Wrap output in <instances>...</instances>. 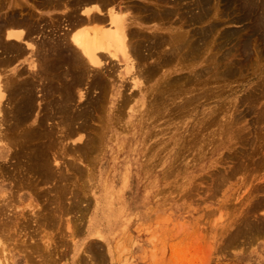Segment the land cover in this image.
<instances>
[{
  "label": "bare ground",
  "instance_id": "6f19581e",
  "mask_svg": "<svg viewBox=\"0 0 264 264\" xmlns=\"http://www.w3.org/2000/svg\"><path fill=\"white\" fill-rule=\"evenodd\" d=\"M220 1H222V0H220ZM223 2H225V0ZM223 2H221V4H219V0H0V264H33V262L35 264H46L45 260L47 258L45 259L44 256L45 257L47 255L50 256L49 254H51L50 253L51 250L49 248L52 246V244H51L52 242H50V245L48 243L46 245L44 244V243H46L45 240H44L45 242H43V239L45 238V233H44V230L40 229V225L41 224L42 225L53 224V223L55 224L56 223V215L54 212L58 211V213L60 212V214H61V213H65L64 212L65 209H69V208H65L67 203L64 205V201H65L64 196H66V195L63 196V193L65 194V191L70 190V189L65 188L66 185L64 183H62L64 180L65 181L67 180L74 185V187H72V186L71 187L74 188L75 193L74 192L73 193L75 195L72 194V197L70 196V198L72 199V202L70 201L71 199H69V201L71 202L70 205L72 206L71 209L78 207L77 204L80 202V199L84 198L85 194L82 193L84 195H82V197L80 198V196L78 195L79 194L78 192H80V194H81V191L86 189L89 186H86V187L84 186L85 188L83 189V187L81 186L82 184L80 185L78 183L79 181H75V179L73 177L74 176L75 177L82 176L85 173L84 172L85 170L83 171V169H85V168L81 167L82 168L81 169L80 168L81 164L79 166L75 162L80 160L78 157H82L83 155L84 156L86 155V157H87L89 154L93 153L94 150L96 152H98V150H96V148L99 145L98 141L100 142V140H104L106 138L107 129L109 128V125H110V118L108 119V122L106 123V126L104 128H103V126L102 127L99 126L100 129L98 127H96V129L98 128V130L95 129L96 131H94L93 129H90L88 122H89V120H91L93 118V116H91L93 113H98L99 111L104 109V107L107 104H110L109 106L107 105V108L110 110L109 115L112 116L113 112L116 111V113H117V111H119V107L121 108L123 106V105L121 106V104H123L122 102L127 98V97H125V99H124L121 96L123 89H125V87H126V85H125L126 75H128L127 78L129 79V81H131L130 83L132 84V86L130 85L128 87H132L130 89H133L129 92V94H126V96L128 95V100L133 98V96L135 95V92H138V94H141L140 100H142L144 102L147 95L143 91L145 89V87H144L145 83L143 85V82H142L143 79H144V81L145 80H153V79L158 80V85H156L154 88H151V90L149 89L150 92H149V90L147 92L152 93L153 103H154V101H156V100L158 101L160 98H162L163 101L161 103H162L163 108L168 107L170 105H173V107H174V104H175V107L171 108L172 112L176 111L177 109H178V111H180V110L183 111V109H184V111H185V109L188 110L190 108V107L188 108V106L193 102V100L196 99V97L198 99L199 95L195 96V98H194L193 94L190 92L191 94H190V96L188 95V97L193 96V98H194L193 100H191V98H188L186 96V97H184V99L182 97L184 102H182L181 98L178 99V100L181 99L180 102L178 100H177L178 103L175 102L176 98H178V95H181L180 93H184L182 91L183 90L182 88H181L182 92L179 91V89H180L179 88V86H180V78L179 77H181L183 75L181 74V76L177 75L178 77H173V76H171V73L164 74V72L162 70L164 68L169 67L172 63H177V65H179L182 60H185V62H186V60H188V59H190L188 61L192 62L193 58H194V60L196 59V55L198 58V54H199L198 51H199L200 46L202 48V46L204 44L209 45L210 42L207 44H206V42H207L208 38H211V36L214 35V34L212 35L213 31H217L216 28L220 27L219 26L220 23H222V25H223L224 24L223 22L228 20L229 15H228V17L226 16L227 20H223V22H222V20H220V17H218L219 11L217 10V8L219 5H223ZM219 7H221V6H219ZM223 7L227 8V9H231V12H232V9L237 11V15L234 18V19H237V21L234 20V22L236 21V23H237L238 20H246L247 19L248 21H250L252 23V24H250L252 28H251L249 35L247 36L246 33L248 31L247 30L248 28L246 27L247 31L245 30L246 33H242V36L244 34L247 37L245 38V36H244V38L241 37V39L239 37L240 32L239 33L236 31L233 32V29L231 28L232 32L230 30H229L230 32H228V33L224 32L226 34L223 33L224 35L223 34L221 35L222 39L219 38L220 41H222V44L225 42H229V44L228 43L227 44L230 45L233 41H235V43H234L235 45L233 44L234 49L237 50L241 56H244V54L247 55V53H248V55H250L251 52L249 53V51H250V47H252V46H253V50L255 48V50H254V51H256L255 54H257V52H259L258 54H261L262 52H264V0H231V3L226 2V4H224ZM224 8H223V10H224ZM219 10H220V8H219ZM235 11H233V12H235ZM245 11L248 12L247 15H246ZM228 12L230 13V11H228ZM212 13H215V15H217V21H214L215 20L214 19L212 21V23H210V19H211L210 16L212 17V15H211ZM225 14H224V17H225ZM233 15H234V13H233ZM233 15L231 16V18L229 17L231 20L234 17ZM221 16H222V14H221ZM214 22H216V23H214ZM229 22H230V20H229ZM234 22L232 21L230 23H234ZM199 23L200 24L204 23V24H206V25L208 24V25L207 26L197 25ZM245 25L246 24H244L243 28L245 27ZM194 26H196V27H194ZM197 27H199V30ZM240 28L237 30H240ZM225 30H227V29L225 28ZM234 30H236V29H234ZM241 30H243V29H241ZM219 39L217 40L218 43L220 42ZM198 43H199V45H198ZM214 43H216V42H214ZM216 45H218V44L216 43ZM215 46L213 45V47H212V48H214V51H215ZM218 46H216V47H218ZM223 46H224V44L222 45V48H223ZM208 47H210V46H208ZM232 47H230L229 49L231 50ZM219 48H220V46H219ZM234 49H233V51H234ZM204 50H206V49H204ZM227 50H228V48H227ZM214 51L212 50V53ZM225 51H226V49H225ZM251 51H252V49H251ZM234 52H236V51H234ZM203 53H201V54H203ZM217 53H218V50H217ZM231 53H229V54L231 55ZM211 54H209L210 58H215L212 55L216 54V51L212 55ZM221 55H223V54L221 53ZM225 55H226V52H225L223 57H225ZM234 55H236V54H234ZM234 55H232V56H234ZM237 55H236V57H237ZM240 55H239V57H241ZM261 55H262L261 57H263L264 53ZM256 56H255V59H256ZM201 57H202V55H201ZM227 57H230V56H227ZM227 57H226V59H228ZM258 57H260V56H258ZM219 58H220V56H219ZM221 58H220V60H222ZM251 58H253V57H251ZM251 58H249V61ZM208 59H207V61H210ZM216 59H214V61ZM253 59L251 60V62L253 61ZM223 60H225V59H223ZM243 60L245 62L244 63L245 67H243V68L246 69V67H248L247 65H249V64H246L248 61H245V59H243ZM246 60H248V58H246ZM241 61L242 60L240 59V61H238L237 64L239 65L240 63H243V61L242 62ZM227 62H229L228 64H229L231 69L235 67L234 66L235 64L233 62L236 63V60H234V58H233V61L227 60ZM253 62L255 63L258 61L255 60ZM206 63L207 62L205 61V64ZM216 63L218 65V63H220V62H216ZM186 65H189V64H186ZM219 65H218V68H219ZM254 65H256V63ZM210 66H208V67L206 66L207 67L206 70L204 68H202L203 70H205L203 72L204 73L210 72L209 71L210 69L208 70V68ZM212 66H213V64H212ZM122 67H124V69H125L123 72H121L119 70ZM214 67L212 69H215ZM240 67H242V66H240ZM249 67H251V65ZM220 68H221V66H220ZM237 69H238V67H237ZM189 70H192L191 64L189 66ZM197 70H199V69H197ZM173 71H174V69L172 70V73H173ZM218 71H220V70H218ZM218 71H216L215 73L217 74ZM236 72H237V70H236ZM193 73H194L193 74V76H194L196 72H193ZM188 74L191 75L190 73H188ZM216 74H215V76H216ZM239 74H241V72ZM186 75H185V77H187ZM189 75H188V78H189ZM233 75H234V73H232L231 76H233ZM199 76H200V74L196 77H199ZM229 76L230 75H227V77H229ZM210 77H213V76L211 75ZM221 77H222V75H221ZM225 77L226 76H224L222 79H224ZM263 77H262V80L264 79ZM181 78H183V77H181ZM200 78H201V76H200ZM219 78H220V76H219ZM141 79H142V81H141ZM192 79H194V78H192ZM181 80L183 81V79H181ZM187 80H189V82L191 81L190 78ZM215 80L213 78V81H215ZM220 80H218V83L220 82ZM204 81H203V83H204ZM213 81H210V82H213ZM208 82H209V80H208ZM221 82H222V80H221ZM192 83H193V81H192ZM203 83H201V84H203ZM257 83H258V81H257ZM127 84H129V83H127ZM186 84L188 85L189 83L188 82L185 83L184 86H186ZM205 84H206V82H205ZM225 84H227V86H229L228 83H224V84L222 83V85H225ZM197 85H199V84H196L195 86H197ZM256 85H258V84H256ZM201 86H203V85H201ZM259 86H257V87H259ZM204 87H205V85H204ZM222 87L224 88V86L220 85L218 88L223 89ZM254 87H252V88H254ZM259 88H261L260 90L264 94V81L261 83V86ZM126 89H128V88L126 87ZM220 89L218 91H220ZM224 89H226V88H224ZM216 90H217V88H216ZM223 90L221 91V93L225 92ZM229 90L230 89L228 88V91ZM256 90H257L256 88H255V90H253V92H252L253 95L255 94ZM190 91H192V90H190ZM210 92H213V87H212V91H210ZM149 93H147V94L149 95ZM216 93H217V95H218V93L220 94V92H217V91H216ZM259 94L260 95H258V97H260L262 95L261 93H259ZM123 95H125V92ZM248 95L250 96V94H248ZM248 95H247V97H245L246 96L245 95L243 98H249ZM253 95H251L253 98L252 99L249 98V101H250V99L252 101H255L254 100L255 96H253ZM207 96H208V94L205 96V99ZM263 96L264 95H262V97H260V99L261 98L264 99ZM202 97H204V96H202ZM256 97H255V99H256ZM201 99L202 98H200V100ZM152 100L149 101L148 105L150 104V102ZM167 100L171 101V103L170 104L168 103V105H165L164 103H165V101L167 102ZM241 100L242 99H240V102H241ZM243 100H245V99H243ZM258 100H256V102ZM197 101H199V100H197ZM249 101H248V103L251 104V101L250 102ZM158 102H160V101H158ZM242 102L244 103V101H242ZM256 102H254V103H256ZM237 103H239V102H237ZM156 104L157 105L154 106L155 108H157V106L158 107L161 106V104H159L157 102H156ZM232 104H233V102H232ZM126 105L128 107V104H126ZM150 105H152V103ZM153 105H155V104H153ZM192 105H191V107H192ZM237 105H236V107L233 106V107H235V110L233 109L234 113L238 111V110H236ZM239 106H240V103H239ZM239 106H238V108H239ZM224 107H226V106H224ZM259 107H261V105ZM262 107L263 108H261V109L259 108V110H261L263 113L261 122L264 123V112H263L264 102L262 104ZM124 108H126V106ZM220 108H219V110H220ZM228 108H229V106H228ZM228 108H227V111L225 108L223 111L228 112ZM122 109H123V107L121 108V110ZM158 109L160 110L162 108L160 107ZM194 109H195V107H194ZM245 109H248V108H244V110ZM249 109L252 110L250 107H249ZM249 109H248V111H250ZM123 110L125 112V109H123ZM126 110H128V109L126 108ZM150 110L146 109V111L140 115L139 120H142L144 116H150L151 117L150 112L152 113L154 110L153 111L152 110L150 111ZM229 110H231V107ZM259 110H258V113L260 112ZM165 111H167V109H165L163 111V113ZM223 111H219V112L222 114ZM103 112L104 113H102V114L105 115L106 110ZM124 112L121 114L123 115ZM157 112H160V111H157ZM168 112H169V110H168ZM185 112H184L185 114L189 115L188 114L189 112H187V111H185ZM192 112H193V110H192ZM194 112H195V110H194ZM225 112L223 114H226ZM118 113H120V112H118ZM238 113H240V112H238ZM243 113L244 112H242V115H244V116H242V115L241 116L246 118V116H247V115L245 116L246 113L245 114H243ZM155 114L157 115L158 113H155ZM162 114L160 115V118H163ZM173 114L176 115V113H173ZM173 114H170V116H172ZM178 114H181V113H178ZM104 115L101 118L102 121L104 120L103 119ZM190 115H191V113H190ZM238 115H240V114H238ZM157 116H155V118ZM168 116H169V114H168ZM234 116H232L231 119H233V117L235 119H236V117H238L237 115H234ZM259 116L260 115H258V117ZM172 117H174V115ZM219 117L220 116H218V118ZM216 118H217V116H216ZM216 118H215V120H216ZM224 118H227V120L229 119L227 117V115ZM135 119H138V117H136ZM135 119H131L130 123L125 122L126 123L125 127H127L126 128L127 130H128V127L132 128V129L134 127H136V125L138 124L139 121L135 120ZM220 119H221V117H220ZM238 119H240L239 121H241V119H243V118L240 117ZM97 120H98V118H97ZM115 120H117V119H115ZM221 120H220V122H221ZM260 120H261V117H260ZM260 120L258 118L255 123L258 124V121H260ZM118 121H119V119L117 120V124H118ZM148 121H146V122H148ZM216 121H211L213 123L212 126L209 124L211 122H209V121H208L209 123L205 122V123L209 124L210 127H209V125H207L208 126L207 127L205 124H203L204 129L201 130L203 128V126H201L202 128L201 129L198 128L199 130L198 129L197 130L198 131H200V130L204 131L205 128L207 127L208 128L207 132L204 131V133H202V135L205 134V132L207 133L206 135H208V133H209L208 130H211L212 127L214 126V124L219 122V121H217V122ZM229 121H227V123H225L224 125H227ZM239 121H237V122H239ZM97 122H101V121H97ZM97 122H96V124H97ZM121 122H122V120H121ZM166 122L167 121H165L164 123H166ZM237 122H235V123H237ZM261 122H259V123H261ZM114 124H116V123H114ZM139 124H140V122H139ZM148 124H150V123H147V125ZM250 124H251V122H250ZM250 124H248V125H250ZM100 125H101V123H100ZM123 125H124V123H123ZM217 125H215V126H217ZM224 125L220 124L218 126L220 128L221 132H223V130H226V128H227ZM246 125L247 124H245L244 126H246ZM259 125H261V124L256 125V127L258 128ZM173 126H175V125H173ZM227 126H229V125H227ZM231 126L232 125L230 124V129H231ZM120 127H119V129L121 130L122 127L121 128ZM180 127L182 128V125H180ZM218 127H216L215 130L219 129ZM241 128L242 127H239L238 130L240 131ZM86 129L90 130V132L88 133V134H90V137L88 138L87 136H84V137H87V139L85 138V140H83L81 145H78L76 142L82 141L83 137H82L81 133L82 132L85 133L84 131H86ZM162 129H164V128H162ZM162 129L160 128L159 130H162ZM260 129H262V128H260ZM173 130H172V132H173ZM197 130L195 129L193 133H196L195 131H197ZM235 130H237V128H235L233 130L234 132L232 131V134L235 133L234 135L237 138V135L240 134V132L239 133L237 132L238 133L237 134ZM252 130H251V132H252ZM256 130L257 129L255 128V132H257ZM124 131H126V130H123L121 132H124ZM163 131H165V130H163ZM212 131H214V130H212ZM226 131H228V130H226ZM226 131L223 132V134L221 132L217 134L216 133L217 131H215V133L217 135H215L213 132H211V133H213V136L214 135L218 136L219 134H222V136H220L222 138L224 133L227 134ZM154 132H155V130H154ZM154 132H153L154 135L156 133H158V131L155 133ZM162 132L160 131L161 134H162ZM193 133H190V135ZM242 133H243V131H242ZM259 133H261V132L259 131L257 134H259ZM163 134H165V133H163ZM196 134H195V136L199 137V135L198 134L196 135ZM254 134L252 135L253 137H254ZM261 134H263V132ZM261 134H260V136H261ZM156 135L155 136L158 137L160 134H156ZM167 135H166V137H167ZM210 135H208V137ZM248 135H250V134L248 133ZM246 136L241 135L242 139H243V137H245V139L246 138L248 139V137H246ZM73 137L74 138L77 137V138H75L77 140L74 141L77 145L75 144V147H73V149L76 151V153L77 152H79V153L83 152V155L79 156L77 153L78 157H77V159H75V162H72L71 164L69 163L70 164L69 170H71L72 175L68 176V175H66L68 173L63 172V170H64L63 166L65 164L64 159H65V157H67V155H68L67 152L69 151L68 150L69 145L67 144V142H68V140L73 139ZM164 137H165V135H164ZM188 137H187V139H188ZM204 137L206 138L205 135H204ZM208 137L206 138L207 140H209ZM211 137H212V135H211ZM211 137H210V139L214 140V137H212V138ZM239 137H238V139H239ZM258 137L259 136L257 135L256 136L257 140H259V138H260V137L259 138ZM202 139H201V141H205ZM245 139H244V141H245ZM195 140L197 141V139H195ZM215 140H214V142H215ZM146 141L148 142V141H150V139L146 140ZM186 141H184V142H186ZM212 141H211V144H212ZM216 141H218V139ZM244 141L241 140V142H244ZM251 141L246 140L245 142L246 143L247 142L252 143ZM262 141H264V140L262 139ZM72 142H73V140H72ZM206 142L207 141H205V143ZM237 142H239V141H237ZM241 142H239V143H241ZM245 142L243 144L242 143L241 144L243 146L244 145L246 146ZM191 143H192L191 145L194 144L193 141ZM203 143H201V145ZM155 144H156V142H155ZM184 144H185V146L188 145L186 143H184ZM209 144L210 143L207 142V146ZM258 144H257V146H258ZM150 145H152V144H150ZM201 145H199V146H201ZM203 145H205V144H203ZM212 145H215V144H212ZM247 145H249V144H247ZM262 145H264V144H262ZM71 146H74V145L70 144V147ZM189 146H190V144H189ZM155 147H157V146L155 145ZM191 147L192 146H190V148ZM203 147L201 146V148H203ZM212 147L210 148V150H212ZM231 147H232V145L229 146L230 149H231ZM260 147H262V146H260ZM185 149H186V147H185ZM185 149H183V150H185ZM207 149H209V148H207ZM256 149L259 150V148H256ZM100 150H101V148L99 149V152H100ZM179 150H180V148H179ZM260 150L264 151V148L262 147V148H260ZM150 151H148V155H149ZM189 151H187V152H189ZM202 151L205 152L204 150H202ZM256 151H255L254 156L256 155ZM261 151H260V154L257 153V157H258V155L261 156ZM195 152L198 156V153L196 150H195ZM231 152H233V150ZM231 152L229 151V153H231ZM242 152L244 153V150H242ZM184 153H185V151H184ZM206 153H207V150H206ZM222 153H223V151H222ZM233 153H235V152H233ZM240 153H241V151H240ZM250 153H248V155ZM253 153H254V150H253ZM180 154L182 155L183 152ZM201 154H203V153H201ZM204 154H203V157H204ZM208 154H209V151H208ZM226 154H223V155L226 156ZM237 154H238V152L235 155H237ZM263 154H262V156H263ZM144 155H146V154H144ZM246 155L244 153V156H246ZM94 156H95V154H94ZM228 156H226V157H228ZM232 156H233V154H232ZM232 156L230 155V158ZM239 156H240V154H239ZM90 157H91V155H90ZM90 157H87V158H90ZM199 157L201 159V156H199ZM250 157H248V158H250ZM252 157H251V159H248V160H252ZM193 158H194V156H193ZM221 158H219V159L221 160ZM94 159H95V157H94ZM195 159H191L192 160L191 162H193ZM217 159H216V161H217ZM239 159L240 158L238 157V162H240ZM68 160H69V158H68ZM68 160H66V161H68ZM141 160L143 161V159H141ZM158 160H161V159H158ZM176 160L178 161V159H176ZM235 160H237V158ZM197 161H196V163H197ZM241 161H243V160H241ZM255 161H253V163ZM68 162H71V160ZM91 162H93V161H91ZM184 162L182 161V163H184ZM251 162L248 161V164ZM196 163L194 161V164H196ZM242 163H244V162H242ZM155 164L158 165L157 163H155ZM219 164H220V162H219ZM233 164H235V163H233ZM237 164L241 165V163L240 164L237 163ZM258 164H259V161L257 163V166H258ZM263 164H264V162L262 163V165ZM190 165H192V164H190ZM242 165H241L242 169L244 167H246V166L243 167ZM67 166H68V164H67ZM174 166H176V165H174ZM174 166L172 165V167H174ZM177 166H178V164H177ZM181 166L182 165L180 164V167L178 168L179 170H180V168L184 167V165L182 167ZM247 166H250V165H247ZM90 167H92V166H90ZM234 167H236V166L234 165ZM254 168L256 169V167H254ZM172 169L170 170L171 172H172ZM233 170H235V169L233 168ZM243 170H246V169H243ZM259 170H260V168H259ZM170 171H168V172L166 171L167 174ZM173 171H174V169H173ZM219 172H221V170H219ZM231 172H230V174L233 176L234 174H232ZM180 173H182V172H180ZM208 173L211 174L212 172H208ZM227 175H226V177H227ZM165 176H167V175H165ZM170 176H173V175L170 174ZM89 177L91 178V174L89 175ZM263 177H264V175L262 176V180H261V183L259 185H257V181L255 182V185H257L255 189H254V187H255L254 184H252V186H253L252 191H254V192L261 191L262 192V190L264 189ZM202 178H204V176H202ZM202 178H200L201 181H203ZM217 178H218V176H217ZM73 179H74V181H73ZM81 179H83V177L80 178V181H81ZM164 179H166V178H164ZM215 179H216V176H215ZM215 179L213 181L214 183L216 181ZM222 180H224V179H222ZM222 180L221 179L219 180L220 183ZM50 181H52V182H50ZM83 181H85V180L83 179ZM193 181H194V179H193ZM49 182H50V184L52 183L51 188L45 187L46 184H48ZM91 182L89 181V183H91ZM226 182H227V179H226ZM258 182H260V179ZM220 183H218L219 189L221 188V186H219ZM252 183H254V182H252ZM67 184H69V183H67ZM213 184H212V186H215V189L214 188L213 189L216 192V188H218V187H216V185L215 184L213 185ZM83 185H84V182H83ZM222 185L224 186V184H222ZM171 187H172V185H171ZM195 187L193 186V188H195ZM193 188H191V189H193ZM252 188H250L249 191ZM191 189H190V191H191ZM22 190H26V191L32 193L34 196H36L38 201L41 200L44 203V206H42V208L44 207L45 212H43L42 209H40V211H39V209H37L36 207H34V208L32 207V205L34 204V198L32 196H30L28 198L27 205L29 208L31 207L34 210L31 209L32 211H29L30 210L29 209L28 210L29 212H24L22 210L21 205L17 206L18 205L17 203L22 202L24 199L27 198L26 194H20V192ZM63 190H64V192H62ZM163 190L166 191L165 189H163ZM50 192L51 193L54 192V195L52 194L53 196H50L49 195ZM86 192L88 193L89 191H86ZM188 192H189L188 190L185 191L186 194ZM71 193H72V190H71ZM71 193H70V195H71ZM189 193H188V196L191 194V193L190 194ZM248 193H250V192H248ZM192 194L194 195V193H192ZM251 194H254V193L251 192L249 194V196ZM183 195H185V194L183 193ZM212 195H213V193H212ZM195 196H197V195H195ZM216 196H218V195L216 194ZM249 196H247V198ZM255 196H258V195H255ZM66 197H65V199H68V197L67 198ZM181 197L179 199H181ZM212 197H214V196H212ZM187 198L189 199V197H186V199ZM217 198L218 197H216V199ZM251 199H252V201H249L250 203L253 202V200H255L254 198H251ZM82 200H84L83 203L85 202V200L88 202L87 199H82ZM95 200L97 202L96 203V210L99 213V207L98 206L100 205V197L99 196L96 197ZM245 202H246V200H245ZM249 202H248V204H249ZM252 204H253V206H250V205H249L250 207L248 206L249 209L252 207L253 208L248 210L247 214L243 212V210L246 209V208L244 209L245 206H243L242 216L240 214L241 217L240 218L237 217L235 219L239 218V219H250V220H252V222L246 223L249 226H247L245 224V222H247V221L244 222L246 229L245 228H244L245 230L241 229V233H243V231H245L244 233H248V232H249V234L252 233V236L250 234L249 237L254 238V236H259L262 233L264 234V215L258 217V215H261V214H256L257 213L256 210H258V209L264 210V196L259 197ZM49 205L50 206L52 205V206L50 207ZM79 205L82 206V204H79ZM86 205H87V203H86ZM233 206H235V205H233ZM86 207L87 206H85V208ZM240 208L241 207L239 206L238 209H240ZM26 209H25V211H26ZM75 209H73V210H75ZM78 209H82V208L78 207ZM235 209H236V207H235ZM233 210H232V212L235 213V210L234 211ZM251 210H254V211L251 212ZM76 211H78V210H76ZM76 211H75V213H76ZM78 212L79 213L80 212L85 213L86 211H78ZM261 212L263 213V211H261ZM71 213L75 214L74 211ZM207 213L209 214V212H207ZM234 213L232 214L230 212V215H234ZM65 214L67 215V213H65ZM208 214H207V216H208ZM236 214H237V212H236ZM254 214H256V216H254ZM68 215H71L70 212ZM71 218H73V216L70 217V219ZM77 219H79V217ZM92 219H96V218H92ZM253 219H257L258 222L257 221L253 222V221H255ZM235 221L237 222V220H235ZM70 222H73V220L72 221L70 220ZM240 222L242 223V220H240ZM241 223H238V225H236V224L234 225V226H236V229H238L240 227L239 224H241ZM69 227L70 226H68V228ZM241 227L243 228L244 226H241ZM227 231H229V229ZM237 231H239V230H237ZM230 234H232V233H230ZM234 234L231 236H234ZM239 234H240V232L237 233L236 235L238 236ZM240 235H242V234H240ZM240 235L238 236V239H239V237H241ZM70 236H72V235H69V237ZM228 236H229V234H228ZM243 236H244V239L246 240L245 237L248 235H246V236L243 235ZM229 238L231 240V237H229ZM225 239L227 241H229L228 238H225ZM233 239H232V241H233ZM235 239H237V238H235ZM249 239L247 238V240H249ZM254 239H256V237ZM254 239H251V240L254 241ZM48 240L49 239H47V242H48ZM226 240H223L222 242H224ZM243 240H242V242H243ZM59 242H60V240H59ZM242 242L240 244H242ZM245 242L246 241H244L243 244ZM224 243H222V244L225 246ZM239 243H238V245H239ZM249 243H250V240H249ZM249 243H246V244H249ZM228 244L230 246V243H228ZM220 246L222 247L221 244H220ZM224 246H223V248H224ZM227 248H228V246H227ZM244 248H247V247L245 246ZM246 250L248 251V249H245V251ZM243 253H245V252H243ZM97 255L98 254H96V256ZM97 259H98V257H97ZM99 259H101V261H102V257H100ZM43 260H44V262H43ZM51 261H52V259H51ZM50 262L48 264H50ZM97 262H98V260H97Z\"/></svg>",
  "mask_w": 264,
  "mask_h": 264
},
{
  "label": "rangeland",
  "instance_id": "374dc122",
  "mask_svg": "<svg viewBox=\"0 0 264 264\" xmlns=\"http://www.w3.org/2000/svg\"><path fill=\"white\" fill-rule=\"evenodd\" d=\"M223 1L224 0H222V1L219 0V4H221V2H223ZM226 2L231 3V0H227V1L225 0V2H223V5L226 4ZM223 5H219L222 8L219 6L217 8V10L219 11L218 17H220V20H222V22H223V20H227L228 15L231 18L233 13H234V15H233L234 17L232 18V20L228 17V20L223 22L224 23L223 25H222V23H220V25H219L220 27L218 26L219 28H216L217 31H213L212 35L213 34L214 35L211 36V38H208V40L206 42V44L210 42L209 45L207 44L210 47H208L207 45L204 44L202 46V48L203 47L204 48L202 49L200 46L199 51H198V53H199L198 58L196 55V59L194 60V58H193L192 62L188 61L190 59L186 60V62H185V60H182L181 61L182 63L180 62L179 65H177V63H172L169 67L164 68L162 70L164 72V74L171 73V76H173V77H178L177 75L181 76V74L183 75V76H181L183 78L179 77L180 78V86H179L180 89L179 88L178 89L180 92L183 91L184 93H180L181 95H178V98H176L175 102H177V100L179 98L182 99V97H183V99H184V97H186V96L188 97V95L190 96L191 93L193 94L194 98L197 95H199V97L202 98L200 100L199 97H198V99H197V97H196V99H194L193 96L188 97V98H191V100H193V99L195 100V101L193 100V102L188 106V108L190 107L191 109L190 108L188 110L185 109V111L189 112L188 113L189 115L185 114L186 112L184 111V109H183V111L185 113L182 110L178 111V109L176 111L172 112L171 108H174L175 104H174V107H173V105H170L168 107L163 108L162 103H161L163 101L162 98H160L161 100L160 99L158 100L160 102H158L156 100L153 103V100H152L153 95H152V93H149V92H150L151 88H154L156 85H158V80H156V79L145 80V81H144V79H143V81L141 79V81L143 82V85L145 83V85H144L145 89L143 91L147 95V97L149 96L148 98L146 97L144 102L142 100H140L141 94H138V92H135V95L133 96V98L128 100V95L126 96V94H129V92L133 89H130L132 87H128L130 85L132 86V84L130 83L131 81H129V79L127 78L128 75H126L125 85L128 89H126V87H125V89H123V91L121 93V96L124 99H125V97H127V98L122 102L123 104H121L119 102L121 104V106L123 105L122 107H123V109H125L126 113L124 112L123 109L121 110L122 107L121 108L119 107V111H117V113H116V111L113 112V115L111 116V115H109L110 110L107 108V105L109 106L110 104H107L104 107V109L99 111L100 113L99 112L93 113L91 115V116H93L94 119L93 118L92 119L95 122L92 119L89 120V122H88L90 129H93L94 131H96V130H98V128L100 129V127H102V126L104 128L106 126V123L108 122V119L110 118V125H109V128L107 129L106 138L104 140H100V142L98 141L99 145L96 148V150H98V152H96L94 150L93 153H91L87 156V157H90V155H91L90 158H87L86 155L84 156L83 152H81V153L77 152L79 156H82V155L84 156V157L82 156L84 158L83 159L82 157H78L76 151L73 149V147H75L76 143L78 145H81V143L83 142V140H85V138L87 139V137L88 138L90 137V134H88L90 132V130H88V129H86V131H84L86 134L83 132L81 133L82 137H83L82 141H77L75 143L74 141L77 140V139H75L77 137H75V138L73 137V139L68 140L67 144L69 145L68 147L71 150L68 148V150H69L67 152L68 155H67V157H65V159L68 160V158H69L68 161L71 160V162H68L64 159L65 164L63 166V168H64L63 172L68 173V174L65 173L68 176L72 175L71 170H69V168H70L69 165L72 162H75V159H77V157H78L80 160L76 161L75 163H77L79 166L81 164L80 168L81 167L85 168V169H83V171L85 170L84 171L85 173L82 176H79V177L74 176L73 178L75 179V181H79L78 183L80 185L82 184L81 186L83 187V189L86 186H89V187L82 190L81 194H80V192H78L79 193L78 195L80 196V198L82 197V195L85 194L84 198L80 199L81 203L79 202L77 204V206L79 208L81 207L83 210L78 209V207H75L76 209L73 208V209H75V210H73V209H71L72 206L70 205L72 202V199L70 198V196L72 197V194L75 193L74 188H72V187H74V185L67 180H66L67 182L65 180L62 182L66 185L65 188L70 189V190L65 191V194L63 193V196L66 195L68 197V199H65L66 196H64V200H65L64 205L67 203L65 208H69V209H65V211H64L65 213H67V215L65 213L60 214V212L58 213V211H55L54 212L56 215V223L55 224L53 223V224H45V225L41 224L40 225V229L44 230V233H45V238L43 239V242L46 241V243H44V244L46 245L48 243L50 245V242H52L51 244L54 247L53 248L51 246L49 248L51 250V252H50L51 254H49L50 256H48V255L46 257L44 256L45 259L47 258L45 260L46 264H48L51 261V259L53 262L51 261L50 264H99L100 262H101L100 264H264V234L262 233L259 236H254V238L256 237V239H254L253 237H249L250 234L252 236V233H250V234H249V232L244 233L245 231H243V233H241V229L242 230L246 229L245 224L248 222L249 223L252 222V220H250V219H239L242 216L243 212L247 214V211L253 208L252 207L249 209L248 208L249 205L253 206L252 203L254 201H256V199H258L261 196L262 197L264 196V189L262 190V192L261 191L257 192L256 190H255L256 192L252 191L253 190L252 184H254V186H255L254 189H255L256 186L261 183L262 176L264 175V167H263L264 164L262 165V163L264 162V154H263L264 151L262 150L263 151L262 152L260 150V148H262V147L264 148V145H262V144H264V141H262V139L264 140V137H263L264 136L263 135L264 134V123L261 122L263 113L261 110H259V108L260 109L263 108L262 104L264 102L263 98L260 99V97H262V95H264V94L261 92V90H260L261 88H259L261 86V83L264 81V79L262 80V77L264 76V56L261 57L262 56L261 54H263L264 52H262L261 54H258L259 52H257V54H255L256 53V51H254L255 48L253 50V46H252V47H250V51H249V53L251 52L250 55H248V53H247V55L243 53L244 56H241L239 54V52L234 49L235 41H233L230 45H228L229 42L223 43L224 46L222 48L223 44H222V41H220V39H222L221 35L224 32H226V33L230 32V31L232 32V30H231V28H232L233 32L236 31L238 33L239 32L241 33V34L239 33V35H240L239 37L241 39V37L244 38V36H245L244 34L242 36V33H246V31L248 30L246 33L248 36L250 31H251V28H252L250 25L252 23L250 21H248L247 19L246 20H238V22L236 23L237 19H234V18L237 15V11L232 9V12H231V9L224 8L225 6L223 7ZM219 8H220V10H219ZM223 8H224V10H223ZM226 9L228 11H230V13ZM233 11H235V12H233ZM247 13L248 12H246V15H247ZM221 14H222V16H221ZM224 14H225V17H224ZM211 15H212V17L210 16V18H211L210 23H212V21L214 19H215L214 21H217V15H215V13H212ZM229 20H230V22H232V21L234 22V20H236L234 22L235 24L230 23ZM214 23H216V22H214ZM244 24H246L247 26L245 25V27L243 28ZM197 25L207 26L208 24L206 25L204 23H202V24L199 23ZM196 26H194V27H196ZM199 27H197L198 30H199ZM246 27L248 28L247 30H246ZM225 28L227 30H225ZM239 28H240V30H237ZM234 29H236V30H234ZM241 29H243V30H241ZM226 33H224V34H226ZM247 36H245V38ZM218 39L220 41L219 43L217 41ZM213 41L216 42L218 45L220 44L219 45L220 48ZM198 45H199V43H198ZM213 45L218 46V47L215 46V51H216L217 55L213 54L215 52L214 48H212ZM230 47H232L231 50L229 49ZM227 48H228V50H227ZM204 49H206V50H204ZM225 49H226V51H225ZM233 49L236 52H234ZM251 49H252V51H251ZM212 50L214 51L213 53H212ZM217 50H218V53H217ZM225 52H226V55H225V57H223ZM228 52L229 53L232 52L231 55ZM201 53H203V54H201ZM221 53L223 55H221ZM233 53L236 55L238 54L237 57ZM209 54H211L215 58H210ZM201 55H202V57H201ZM232 55H234L235 57ZM239 55L241 57H239ZM254 55L255 56L257 55L256 59H255ZM219 56H220V58L222 57L221 58L222 60H220ZM227 56H230V57H227ZM258 56H260V57H258ZM226 57L228 59H226ZM251 57H253L254 59ZM233 58H234V60H236V63L233 62L235 64L234 65L235 67L231 69L229 64H228L229 62H227V60L233 61ZM246 58H248V60H246ZM249 58H251L250 61H249ZM207 59L210 61H207ZM214 59H216V60L214 61ZM223 59H225V60H223ZM240 59L243 61V63H240L241 65L240 64L238 65L237 62L240 61ZM243 59H245V61L249 62V63L248 62L246 63V64H249V65H247L248 67H246V69L243 68V67H245V65H244L245 62ZM252 59H253V61H255V60L258 61V62H255L256 65H254L255 63L253 61L251 62ZM205 61L207 62L206 64H205ZM216 62H220V63H218V65L220 64L219 68H218V65ZM186 64H189V65H186ZM190 64H191L192 70H189ZM212 64H213V66H212ZM250 65H251V67H249ZM206 66L207 67L210 66L208 68V70L210 69L209 70L210 72L204 73L203 71L206 70V68H207ZM220 66H221V68H220ZM240 66H242V67H240ZM213 67L215 69H212ZM237 67H238V69L239 68L240 69L238 70ZM202 68H204L205 70H203ZM173 69H174V71L172 73ZM197 69H199V70H197ZM119 70L121 72H123L125 69H124V67H122ZM218 70H220V71H218ZM236 70H237V72H236ZM216 71H218L219 73L217 72V74H216L215 73ZM239 71L241 72V74H239L240 73ZM193 72H196L195 73L196 76H198L200 74L201 78H200V76L196 77L195 75H194L195 76L194 77ZM188 73H190L191 75H189ZM214 73L216 74V76ZM232 73H234L233 76H231ZM185 75L187 77H185ZM188 75H189L190 80L192 78H194L195 80L192 79L189 82V80H187V79H189ZM211 75L213 77H210ZM221 75H222V77H221ZM227 75H230V76L227 77ZM219 76H220V78H219ZM224 76H226V77L224 79H222ZM213 78H214V80L216 78L217 79L219 78L218 80L221 79L222 82L220 80V82L218 83L217 79L215 81H213ZM181 79H183V81ZM208 80H209V82H208ZM192 81H193V83H192ZM203 81H204V83H203ZM210 81H213V82H210ZM257 81H258V83H257ZM187 82L189 84L188 85L186 84V86H184L185 83H187ZM205 82H206V84H205ZM127 83H129V84H127ZM201 83H203V84H201ZM222 83L223 84L228 83L229 86H227V84H225L227 86L226 87L225 85H222ZM255 83L258 85H256ZM196 84H199V85L195 86ZM200 84L203 86H201ZM204 85H205V87H204ZM220 85L224 86V88H226V89H224L223 87L222 88L224 90L218 88ZM257 86H259V87H257ZM212 87H213L214 93L210 92V91H212ZM252 87H254V88H252ZM216 88H217V90H216ZM228 88L230 89L229 91H228ZM255 88L257 90L255 91V94L253 95L252 92H253V90H255ZM219 89H220V91H218ZM148 90H149V92H147ZM190 90H192V91H190ZM222 90L225 92L221 93ZM216 91L220 92V94L218 93V95H217ZM124 92H125V95H123ZM147 93H149V95ZM259 93L262 94L260 97H258V95H260ZM207 94H208V96H207L208 98L206 97V99H205V96ZM248 94H250V96ZM247 95L251 99L253 98L251 95H253L255 97L257 96V97H256V99L254 97L255 101H252L250 99V101H251V104H250V103H248L249 98H243L244 96L247 97ZM202 96H204V97H202ZM183 99H182V102H184ZM240 99H242L241 102H240ZM243 99H245L246 101ZM150 100H152L150 102V104L152 103V105L149 104L150 105L149 106L148 103ZM180 100H178V101L180 102ZM197 100H199V101H197ZM256 100H258L257 101L258 103L256 102ZM242 101H244V103ZM156 102L161 104L160 107L162 109L159 110L158 108H160V107H158V106H157V108L154 107L157 105ZM232 102H233V104H232ZM237 102H239L240 106L241 105L242 106L240 107L239 103H237ZM254 102H256V103H254ZM168 103L170 104L171 101L167 100V102L165 101L164 104L168 105ZM126 104H128V107ZM153 104H155V105H153ZM124 105L126 106V108L128 110H126V108H124L125 107ZM191 105H192V107H191ZM223 105L226 107H224ZM236 105H237L236 110H238V111L234 113ZM260 105H261V107H259ZM222 106L226 109V111H227V108L229 106L228 112L223 111L224 108ZM233 106H235V107H233ZM238 106H239V108H238ZM194 107H195V109H194ZM230 107H231V110H229ZM249 107L252 110H250ZM219 108H220V110H219ZM244 108H248L250 111H248V109L244 110ZM146 109H149V110L151 109L152 111L154 110L152 113L155 116H157L158 114L159 115L155 118V116L150 112L151 117L150 116H144L142 120H139L140 115L142 113H144L146 111ZM165 109H167V111H165L163 113V111ZM105 110H106V113L104 115L102 113H104L103 111H105ZM168 110L170 113L168 112ZM192 110H193V112H192ZM194 110H195V112H194ZM218 110L223 111V113L225 112L226 114L222 113L223 114L222 115ZM258 110L260 111L259 113H258ZM157 111H160V112H157ZM118 112H120V113H118ZM123 112H124V114L122 115L121 113H123ZM177 112L181 113V114H178ZM238 112H240V113H238ZM242 112H244L243 114L246 113L245 114V116L247 115L246 118L242 117V116H244V115H242ZM263 112H264V110H263ZM155 113H158V114L156 115ZM173 113H176V115L177 114L178 115L176 116ZM190 113H191V115H190ZM161 114H162L163 118H160ZM168 114H169V116H168ZM170 114H173L174 117H172L173 115L170 116ZM238 114H240V115H238ZM103 115H104V118H103L104 122L101 119L103 117ZM226 115L229 118L228 120H227V118H224ZM234 115H237L238 117H236V119H235ZM258 115H260V116L258 117ZM216 116H217V118H216ZM218 116H220L221 119L222 118L223 119L221 120L220 117L218 118ZM232 116H234L233 119H231ZM134 117L135 118L138 117V119H135ZM240 117L243 118V119H241L242 122L239 121L240 119H238ZM260 117H261V120H260ZM97 118H98V120H97ZM114 118L117 120L119 119V121H118L119 125L117 124V120H115ZM173 118L174 119L176 118V119L174 120ZM215 118L217 121L220 122V120H221V122L222 121L223 122L222 123L218 122L219 123L218 124V123H216L217 121L215 120ZM258 118L260 120V121H258V124H261V125H259L257 128L256 125H258V124L255 122ZM131 119L138 120L140 122V124L138 122L136 127H134L133 129L128 127V130H127L126 129L127 127H125L126 126L125 122L130 123ZM96 120L101 121V122H97ZM121 120H122V122H121ZM146 121H148V122H146ZM165 121H167V122L164 123ZM208 121L209 122L216 121L215 122L216 124H214V126H213L214 128L212 127L211 130H208L209 131L208 135L211 134L212 137H214V140L218 139V141L215 140V142H214L213 139H210L211 135L209 137H208V135H206L207 134L206 132L208 129L207 125L210 124L212 126V124H213L212 122L209 123ZM227 121H229L227 124L229 126L224 125L225 123H227ZM237 121H239V122H237ZM96 122H97V124H96ZM205 122H208L209 124H207ZM233 122L234 123L237 122V123L234 124ZM250 122H251V124H250ZM259 122H261V123H259ZM100 123H101V125H100ZM114 123H116V124H114ZM123 123H124V125H123ZM147 123H150V124L147 125ZM229 123L232 125L231 129H230ZM203 124H205L207 127L204 130V131H206L205 134L202 135V133H204V131H201L204 129ZM220 124H222L228 128V129L226 128V130H228V131L223 130V132L226 131L227 134L224 133L222 138L220 136H222L223 132H221L220 128L218 127ZM245 124H247V125L244 126ZM248 124H250V125H248ZM173 125H175V126H173ZM180 125H182V128L180 127ZM210 125H209V127H210ZM215 125H217V126H215ZM201 126H203V128ZM96 127H98V128L96 129ZM119 127L121 128V130L119 129ZM159 127L161 129L162 128H164V129L159 130L160 129ZM216 127H218L219 129L215 130ZM239 127H242L241 130L243 131V133L241 130L240 131L238 130ZM167 128L171 132L173 129L174 130L171 133ZM198 128H200V129L202 128V129L200 131H198L199 130ZM235 128H237V130H235L236 133L240 132V134L237 133L240 137L237 135V138H236V136L234 135L235 133L232 134V131ZM255 128L257 129L256 130L257 132H255ZM260 128H262V129H260ZM195 129L196 130L198 129L197 130L198 132L195 131L197 134L199 132L201 133V134L200 133L198 134L199 137L195 136L196 133H193ZM123 130H126V131H124L125 133L121 132ZM154 130H155V132L158 131V133H156V134H160L158 137H156L157 136L156 134H155L156 136L153 134ZM163 130H165V131H163ZM212 130H214V131H212ZM251 130L253 133L251 132ZM160 131L161 132L163 131L162 134L160 133ZM215 131H217L216 132L217 134L220 132L222 134L215 136V135H217L215 133ZM259 131L261 133L263 132V134H261V133L257 134ZM211 132H213L215 135L213 136V133H211ZM247 132L250 135H248ZM163 133H165V134H163ZM190 133H193V134L190 135ZM253 134H254V137L252 136ZM260 134H261V136H260ZM164 135H165V137H164ZM166 135H167V137H166ZM204 135L206 136V138L208 137L209 140H207L204 137ZM241 135H243V136L247 135L246 137H248V139L247 138L245 139V137H243V139H242ZM257 135L260 137V138L258 137L259 140H257V138H256ZM84 136H87V137H84ZM187 137H188V139L189 138L190 139L188 140ZM238 137H239V139H238ZM149 139H150V141L147 142L146 140H149ZM195 139H197L198 142ZM201 139L207 141L210 144L207 146V142L205 143V141H201ZM240 139L242 141H244V139H245V141L246 140L247 141L252 140L251 141L252 143H250V142L246 143L244 141L246 146L245 145L243 146L242 144L244 142H241ZM72 140H73V142H72ZM210 140L211 141L213 140L212 144H215V145H212ZM184 141H186V142H184ZM192 141L194 143L193 144L194 146L191 145ZM237 141L241 142L242 144L237 142ZM155 142H156V144H155ZM184 143H186L188 145L185 146ZM201 143H203L205 145H203V144L201 145ZM70 144L74 145V146L70 147ZM150 144H152V145H150ZM189 144H190V146H192L191 148H190ZM247 144H249V145H247ZM257 144L259 147L257 146ZM155 145L157 147H155ZM199 145H201L202 147L204 146L203 147L204 149L201 148V146H199ZM230 145H232L233 148L231 147V149L235 153L231 152L232 150L229 148ZM260 146H262V147H260ZM185 147H186V149H185ZM211 147H212V150H210ZM100 148H101V150L99 152ZM179 148H180V150H179ZM207 148H209V149H207ZM256 148H259V150L261 151V156L258 155V157H257V153L260 154V151ZM183 149H185V150H183ZM195 150L197 151L198 156H197ZM202 150H204L205 152H203ZM206 150H207V153H206ZM242 150H244L245 155L247 154L246 156H244V153L242 152ZM253 150H254V153H253ZM148 151H150L149 155H148ZM184 151H185V153H184ZM187 151H189V152H187ZM208 151H209V154H208ZM222 151H223V153H222ZM229 151L233 154V156L237 152H238V154L233 157L232 154L229 153ZM240 151H241V153H240ZM255 151H256V155L254 156ZM182 152H183V154L181 155L180 153H182ZM201 153H203V154L205 153L204 157H203V154H201ZM226 153L228 155L230 154L232 157L230 158V155L228 156ZM248 153H250V154L248 155ZM94 154H95V156H94ZM144 154H146V155H144ZM223 154H226V156H228V157H226ZM239 154H240V156H239ZM262 154H263V156H262ZM93 156L95 157V159ZM193 156H194V158H193ZM199 156H201V159ZM237 156L243 161H241L239 159L240 162H238ZM250 156L251 157L253 156L252 160H248V159H251ZM218 157L219 158L222 157L223 159L221 158V160H220ZM248 157H250V158H248ZM175 158L178 159V161ZM234 158L235 159L237 158V160H235ZM141 159H143V161ZM158 159H161V160H158ZM179 159L180 160L182 159V160L180 161ZM191 159H195L194 161H195V163L197 161V163L194 164V161L191 162L192 161ZM216 159H217V161H216ZM91 161H93V162H91ZM182 161L183 162L185 161L186 163L185 162L184 163L186 165L184 163H182ZM248 161L249 162L252 161V162L248 164ZM253 161H255L254 162L255 164L253 163ZM258 161H259V164L257 166ZM219 162H220V164H219ZM236 162L239 164L241 163V165L243 164L242 165L243 167L246 166L243 168L246 170H243L241 165H238ZM242 162H244V163H242ZM155 163H157L158 165H156ZM233 163H235V164H233ZM67 164H68V166H67ZM177 164H178V166H177ZM180 164L182 166L184 165V167L180 168V170H179L178 168L180 167ZM190 164H192V165H190ZM172 165L173 166L176 165V166L172 167ZM234 165L236 167H234ZM247 165H250L251 167L247 166ZM90 166H92V167H90ZM253 166L256 167V169ZM258 167L260 168V170ZM172 168L174 169L175 172L173 171ZM233 168L236 171L233 170ZM171 169H172V172L170 171ZM219 170H221V172H219ZM164 171L165 172L170 171L171 173L169 172L167 174V172L165 173ZM180 172H182V173H180ZM208 172H212V173L210 174ZM230 172L234 175L232 176L230 174ZM90 174H91L92 179L89 177ZM170 174L173 176H170ZM165 175H167V176H165ZM226 175H227V177H226ZM202 176H204V178H202ZM215 176H216V179H215ZM217 176H218V178H217ZM82 177L85 181H83V179H81V181H80V178H82ZM164 178H166V179H164ZM200 178H202L203 181H201ZM258 178L260 179V182H258L259 181ZM74 179H73V181H74ZM193 179L196 183L193 181ZM214 179L216 180L215 183L213 182ZM220 179L221 180L224 179V180H222L220 183V181H219ZM226 179H227V182H226ZM263 179H264V177H263ZM52 181H50V182H52ZM89 181L90 182L92 181V182L89 183ZM256 181H257V185H255ZM50 182L48 184H46L45 187L51 188L52 183L50 184ZM83 182H84V185H83ZM217 182L221 184V185L219 184V186H221L220 189L218 187ZM252 182H254V183H252ZM67 183H69V184H67ZM213 183L216 185V187H218V188H216V192L214 191L215 186H212ZM222 184H224V186ZM171 185H172V187H171ZM193 186L194 187L196 186L197 188L196 187L193 188ZM191 188H193V189H191ZM250 188H252V189L249 191ZM163 189H165L167 192L164 191ZM190 189H191V191H190ZM71 190H72V193H71ZM85 190L89 191L88 192L89 194ZM184 190L185 191L188 190L191 194L194 193V195L193 194L191 195L188 192L190 194L188 196V193L186 194ZM62 192H64V190ZM248 192H250V193L252 192L254 194H251L249 196L250 193H248ZM70 193H71V195H70ZM82 193H84V194H82ZM183 193L186 196L183 195ZM212 193H213V195H212ZM20 194H26L27 195L26 199H24L22 202L17 203L18 204L17 206L21 205L22 210L24 212H29V211L34 210L33 209L34 207L39 209V211H40V209H42L43 212H45L44 207L42 208V206H44V203L41 200L38 201L36 196H34L32 193H30L26 190H22L20 192ZM52 194L54 195V192L53 193L50 192L49 195L53 196ZM216 194L218 196H216ZM195 195H197V196H195ZM255 195H258L259 197L255 196ZM30 196H32L34 198V204L32 203L33 208H31V207L29 208L27 205V200ZM98 196L100 197V205L98 206L99 207V213L96 210V203L97 202L95 200L96 197H98ZM212 196H214V197H212ZM247 196H249V197L247 198ZM180 197H181V199H179ZM186 197H189V199L188 198L186 199ZM216 197H218V198L216 199ZM251 198H254L255 200H253V202L250 203L249 201H252ZM69 199H71L70 200L71 202L69 201ZM82 199H87L88 202L85 200V202L83 203L84 200H82ZM245 200H246V202H245ZM248 202H249V204H248ZM86 203H87V205H86ZM79 204H82V206ZM233 205H235V206H233ZM85 206H87V207L85 208ZM239 206L241 207L240 209H238ZM243 206H245L244 207V209L246 208L245 210H243ZM235 207H236V209H235ZM25 209H26V211H25ZM233 209L235 210V213L232 212ZM76 210L86 211V212L85 213H82V212L79 213ZM242 210H243V212H242ZM68 211L70 212L71 215H68L69 214ZM73 211H74V213L76 211V213L75 214L71 213ZM253 211L254 210H251V212H253ZM256 211H257L256 214H261V215H258V217L264 215L263 209H258ZM261 211H263V213ZM205 212L206 213L209 212V214L207 213L208 216ZM230 212L232 214L234 213V215H230ZM236 212H237V214H236ZM240 214H241V216H240ZM256 214H254V216H256ZM72 216H73V218L70 219V217H72ZM74 217L75 218L79 217V219H77V218L75 219ZM237 217H239V218L235 219ZM92 218H96V219H92ZM70 220L71 221L73 220V222H70ZM235 220H237L238 223H241L240 220H242L243 224L245 221H247V222H245L244 225L242 223H241L242 225L239 224L240 227L244 226L243 228L242 227L240 228L238 226L239 228L236 229V226H234V225L237 222ZM253 220H255L253 222H256V221L258 222L257 219H253ZM238 223L236 225H238ZM68 226H70L69 227L70 229L68 228ZM247 226H249V225H247ZM228 229H229V231H227ZM237 230H239V231H237ZM229 232L232 234H230ZM239 232L242 235L239 234L241 237H239V239H238L239 235L237 236L236 234ZM228 234H229V236H228ZM233 234H234V236H231ZM69 235H72V236L69 237ZM243 235H245V236L248 235L245 237L246 240L244 239ZM229 237H231V240ZM225 238H228L229 241H227ZM235 238H237V239H235ZM247 238L248 239L250 238L249 239L250 243H249V240H247ZM47 239H49L48 242H47ZM232 239L234 242L232 241ZM251 239H254V241ZM59 240H60V242H59ZM223 240H226V241H224L225 243L222 242ZM242 240H243V242L246 241L244 243L245 245L243 244ZM240 241L242 242V244H240L241 243ZM227 242L230 243V246ZM222 243H224L225 246ZM238 243H239V245H238ZM246 243H249V244H246ZM220 244L222 245V247L220 246ZM247 245L248 246L250 245V246L248 247ZM223 246H224V248H223ZM227 246H228V248H227ZM245 246L247 248H244ZM245 249H248V251L247 250L245 251ZM242 251L245 253H243ZM96 254H98L99 256L98 255L96 256ZM97 257H98V259H97ZM100 257H102V261H101V259H99ZM96 259L98 260V262ZM43 262H44V260H43ZM33 264H35V263L33 262Z\"/></svg>",
  "mask_w": 264,
  "mask_h": 264
}]
</instances>
